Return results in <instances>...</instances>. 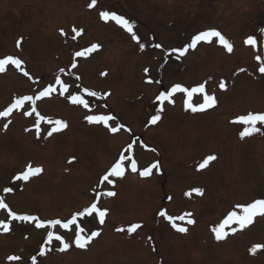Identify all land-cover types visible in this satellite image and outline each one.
<instances>
[{"label":"rangeland","instance_id":"1","mask_svg":"<svg viewBox=\"0 0 264 264\" xmlns=\"http://www.w3.org/2000/svg\"><path fill=\"white\" fill-rule=\"evenodd\" d=\"M90 3L0 0V58H19L30 74L26 77L12 65L0 73V111L17 97L35 96L54 85L57 76L70 93L88 99L92 109L73 105L68 93L60 95L54 85L56 91L38 100L36 108L46 118L66 121V129L49 137L54 125L42 121L38 136L35 114H23L31 110L30 103L0 117V196L13 212L43 221H66L97 199V207L107 210L102 225L95 213L77 218L83 234L100 232L85 249L72 243L77 225L37 229L35 222H12L8 233L0 230V264H19L8 260L12 255L20 256L22 264H32L33 256L36 264H264V248L250 252L264 245V217L235 233L226 229L228 235L220 241L211 230L236 205L264 199V125H257L260 133L241 139L244 126L232 122L249 112L264 113V73L256 59L264 60V0H97L91 9ZM104 10L134 24L143 50L121 26L100 19ZM73 27L83 29L75 40ZM210 29L233 45L231 53L217 38L198 43L179 59L171 52ZM249 36L256 37L255 47L245 44ZM92 44L100 48L74 57ZM205 81L206 92L217 99L215 107L192 112L185 106L186 94L175 93L174 103L164 101L161 119L148 123L160 107L156 97L161 92L176 84L190 90ZM221 81L225 89L219 88ZM84 88L100 95L87 97ZM202 102L203 94L194 93L192 103ZM91 114L114 115L110 126L125 128L111 133L103 124L88 123L85 117ZM129 144L133 147L126 151ZM121 154L135 159L137 172L126 159L125 175L101 184ZM208 155L216 159L199 169ZM157 162L159 168L149 177L139 175ZM29 164L43 172L15 180ZM6 187L13 191L5 193ZM196 188L203 194L186 195ZM108 191L115 195L97 197ZM161 211L172 217L192 213L195 223L177 220L187 228L177 232ZM9 219L7 210L0 209V221ZM135 223L142 225L135 233L117 231ZM48 230L63 236L70 249L61 252L60 243L53 241L51 250L39 255L41 247H49L44 244Z\"/></svg>","mask_w":264,"mask_h":264},{"label":"snow or ice","instance_id":"2","mask_svg":"<svg viewBox=\"0 0 264 264\" xmlns=\"http://www.w3.org/2000/svg\"><path fill=\"white\" fill-rule=\"evenodd\" d=\"M97 4V0H91V3L88 5V7L94 8ZM99 17L102 21L108 22V21H114L117 25L121 26L123 29H125L128 33L131 34L132 39L136 41L139 44V47L141 50L145 47L143 43H140V37L136 34L134 29V24L130 22L128 19H126L122 15H118L115 12H110L108 10L100 11ZM72 32L74 35L72 36V39L75 40L76 37H79L83 34V29H77L76 27L72 28ZM260 32L264 34V28L260 29ZM61 35H65L63 30L61 29ZM213 38H217L219 44H221L228 53H231L233 51V45L221 34L220 31L215 29L205 30L201 31L198 34L194 35L190 43H187L183 48H177L172 49L171 52L178 53L177 59H179L181 56H184L189 49H195L198 43L205 42V43H211L213 42ZM20 41H17V47L20 46ZM245 44L251 45L255 47L257 45V39L255 36H249L245 40ZM155 47L160 48L162 47L159 44H156ZM100 48V45L98 44H92L89 47L84 48L83 50L76 51L74 53V57H87L89 54L97 51ZM257 61H260L261 66L259 67V72L264 73V60H262L261 56H256ZM22 61L19 58H16L12 55H8L4 58H0V73L5 72L6 66L12 65L15 66L16 69L23 71V74L28 77L30 74L28 71L24 70L22 68ZM72 67H76L75 62H73ZM64 70L61 69V72ZM148 71L147 69L145 70ZM240 71H244V69H240ZM149 83L152 81L149 80ZM206 81L204 83H201L199 86L192 87L190 90L187 87H184L180 84H176L172 86L171 90L167 92H161L156 99L160 103V107L157 109L156 114L152 115L148 121L151 125H155L160 119L161 115L160 113L163 111V103L164 101H168L169 103H174L172 100V96L175 93H185L186 94V100H185V106L187 109H190L192 112H202L207 109L213 108L217 105V99L215 95H210L206 92L205 88ZM54 85H58L60 88V95H65L68 93L67 99L70 100V102L73 105H79L82 106L84 109H87L89 111H92L90 107V102L88 99H85L83 95L80 94H72L69 92V85L65 83L63 80L60 79L59 76L55 78ZM50 84L43 88V90L39 91L38 94L35 96L33 95H24L21 97H17L14 99V102L11 103L9 107H7L4 111H0V117H8L10 114L13 113L14 110H20L26 103L31 104V110L25 111L23 114L25 116L31 117L33 114H35L36 123L35 128L37 135L39 136L40 133V124L42 121L48 124L54 125L51 130L47 132V136H51L55 132H60L67 128V122L62 119H50L42 116L36 108V102L44 97L50 96L52 93L56 91V87ZM220 89H225L226 84L225 82L221 81L219 83ZM84 94L87 97H97L100 94H98L95 91L89 90L88 88L83 89ZM194 93H200L203 94V102L194 105L192 103V97ZM103 98V97H101ZM85 119L88 121V123L91 124H103L106 127L109 128V131L111 133H117L122 128H125L123 124H116V126H110V121H115L116 117L111 114H91L87 115ZM233 123H238L243 125V130L240 131L239 135L241 139H244L245 137H249L255 133H260L262 129L260 127H257L258 124L264 125V113H252L249 112L246 115H240L235 118V120L232 121ZM11 123L9 121L8 123H5L3 125L4 129L7 130L8 125ZM29 129H26L28 131ZM128 131H131L130 129H127ZM133 147V144H129L127 146L126 151H131ZM74 157L70 158L69 162L74 161ZM130 161V169L133 173L137 172L138 165L135 159L132 157H126L125 155L121 154L119 159L113 164V166L102 176L101 178V184L103 182L107 181L109 183H113L111 180H109V177H123L125 175V160ZM216 159L215 155H208L203 161L199 164V169L206 168L210 162L214 161ZM158 169L159 164L153 163L151 166L145 168L144 170L139 172V175L141 177H149L152 174L153 169ZM43 172L42 167H33L31 164H29L26 168V170L17 175L14 179L17 181L23 180L27 181L31 177L37 176ZM13 188L6 187L4 189L5 193L12 192ZM192 192H195L199 195L203 194V190L196 188L192 189L190 192L186 193V195H191ZM106 194L109 197H112L115 195V192L108 191L107 193H98L97 197L99 195ZM171 199V198H169ZM98 199L96 202L91 203L89 207H86L83 209V211H79L74 213L71 218L67 219L66 221H61L60 219H52L48 221H43L39 217L35 215H29V214H17L13 212L9 206L4 202V198L0 196V209H6L8 216L10 219L5 221H0V230H2L4 233H8L10 231V226L12 222H35V227L37 229H55L57 226L62 227L63 229H70L72 225H77V218L78 217H86V216H92L94 213L99 218V223L102 225L105 223V218L107 215V210H101L97 207ZM159 215L166 218V220L171 224L172 228L175 229L177 232L185 233L187 232V228L184 226H180L176 223L177 220L180 221H186L188 225H192L195 223V221L191 218L192 213H185L184 215H181L179 217H172L167 214L166 211H161ZM256 217H264V199H256L251 203L248 204H238L235 206V208L227 214V216L215 227H213L211 230L215 235V239L217 241L223 240L227 237L228 231L226 229H229L231 232L235 233L238 229H244L247 226L251 225L254 222V218ZM235 225L236 227H233ZM142 227L141 224L135 223L131 224L127 229L119 228L117 231H127L129 234L135 233L138 229ZM85 232V229L80 228L77 225V229L74 233V243L75 247L80 249H85L89 243L92 241V239L98 237L100 235L99 231H92L90 234H83ZM53 241H57L60 243L61 247L58 249L61 252H64L66 250H69L71 247V244L66 242L64 240V237L56 234L52 230L47 231L46 240L44 241V244L49 245V247L46 249L45 247H41L39 249V255L43 256L45 255L46 251L51 250V244ZM264 248V245L257 244L253 246L250 249V252L255 254L258 249ZM9 261H15L19 262V264H22V258L20 256L12 255L8 257ZM37 258L36 256L32 257V264H36Z\"/></svg>","mask_w":264,"mask_h":264},{"label":"flooded vegetation","instance_id":"3","mask_svg":"<svg viewBox=\"0 0 264 264\" xmlns=\"http://www.w3.org/2000/svg\"><path fill=\"white\" fill-rule=\"evenodd\" d=\"M204 29H206V28H204Z\"/></svg>","mask_w":264,"mask_h":264}]
</instances>
